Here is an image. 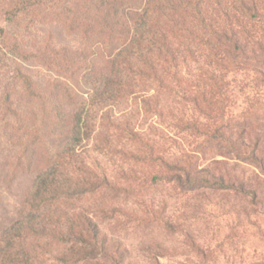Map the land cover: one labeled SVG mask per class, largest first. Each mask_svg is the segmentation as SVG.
Returning <instances> with one entry per match:
<instances>
[{"label": "rangeland", "instance_id": "obj_1", "mask_svg": "<svg viewBox=\"0 0 264 264\" xmlns=\"http://www.w3.org/2000/svg\"><path fill=\"white\" fill-rule=\"evenodd\" d=\"M120 2L128 7L141 5V0ZM220 2L221 6L228 3ZM98 4V0H0V235L30 210L37 178L60 166L63 211L96 212L102 233L122 240L133 264H153L150 253L163 254L159 264H264V195L258 200L257 213L248 219L239 216L240 201L234 194L175 196L167 185L158 186L145 200L166 201L164 215L139 216L135 207L139 197H132L124 208L128 218L116 222L97 211L112 203L109 193L74 194L85 180L95 183L108 177L113 182L121 174L119 167L126 170L128 161L123 156L113 159L111 153L102 152L108 137L122 142L131 135L167 157L195 149L193 137L170 121L173 115L177 121L184 120L173 94L136 90L117 103H104L83 80L92 60L96 74L104 73L112 53L126 40L121 33L110 43L107 30L90 23ZM101 19L98 23L104 16ZM252 71L231 73L227 79L235 91V116L243 113L244 95L254 94L253 84L260 79ZM144 100L150 102L149 111ZM160 109L161 119L155 114ZM79 113L94 120L89 130L81 125V142L71 137ZM258 118L253 126L263 129L264 117ZM199 158L201 167L223 162L227 169L239 166L238 171L248 176L255 172L264 187L259 170L216 151ZM133 209L138 213L131 216ZM166 218L172 224L169 227Z\"/></svg>", "mask_w": 264, "mask_h": 264}, {"label": "trees", "instance_id": "obj_2", "mask_svg": "<svg viewBox=\"0 0 264 264\" xmlns=\"http://www.w3.org/2000/svg\"><path fill=\"white\" fill-rule=\"evenodd\" d=\"M98 1V11H89L90 23L106 29L110 43L121 33L126 40L110 56L104 73L96 74L92 60L83 80L104 103H117L136 90L173 94L184 120L177 121L173 115L170 121L193 137L195 149L167 157L131 135L122 142L108 137L102 152L111 153L113 159L123 156L127 171L119 167L120 177H113V182L108 177L95 183L85 180L74 194L109 193L112 203L97 211L110 220L128 218L124 208L132 197H139L135 202L139 216L164 215L166 201L145 200L147 193L164 185L175 196L234 194L240 201L239 216L255 215L264 195L261 176L240 173L237 165L227 169L223 162L207 167L198 162L206 152L216 151L264 176V128L253 126L259 116L264 117V0H227L225 6L220 0H141L139 7H128L120 0ZM103 16L105 20L98 23ZM252 68L260 79H255L254 94L244 95L243 113L235 116V91L227 79L231 73ZM244 92L242 88L240 93ZM143 105L149 111L150 102L144 100ZM155 114L164 118L161 109ZM93 121L90 115L77 114L71 137L81 142V125L89 130ZM59 167L37 178L30 210L0 235V264H133L123 241L102 233L96 212L63 211ZM119 200L121 206H113ZM138 212L133 209L129 214ZM166 219L169 227L172 224ZM161 258L163 254H149L153 264Z\"/></svg>", "mask_w": 264, "mask_h": 264}]
</instances>
